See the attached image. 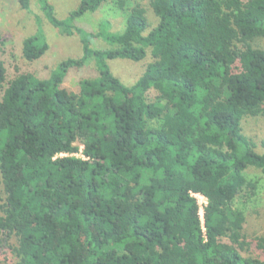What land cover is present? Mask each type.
Masks as SVG:
<instances>
[{
	"label": "trees",
	"instance_id": "16d2710c",
	"mask_svg": "<svg viewBox=\"0 0 264 264\" xmlns=\"http://www.w3.org/2000/svg\"><path fill=\"white\" fill-rule=\"evenodd\" d=\"M108 2L125 15L122 32L75 24ZM39 3L82 55L47 78L7 80L0 33V254L14 264H264L236 207L256 193L246 172L264 174L242 128L264 117V0H80L66 19ZM47 49L38 28L22 57ZM92 59L96 77L75 93L62 87ZM116 59L149 62L126 86L109 69ZM80 148L85 159L73 156ZM193 194L206 199L203 220ZM254 242L264 251V237Z\"/></svg>",
	"mask_w": 264,
	"mask_h": 264
},
{
	"label": "rangeland",
	"instance_id": "374dc122",
	"mask_svg": "<svg viewBox=\"0 0 264 264\" xmlns=\"http://www.w3.org/2000/svg\"><path fill=\"white\" fill-rule=\"evenodd\" d=\"M54 8L58 19H66L71 12L79 9L80 0H48ZM29 10H23L18 0H0V33L3 38V54L1 56L7 70V80H12L21 73H31L39 78H47L50 72L63 60L77 59L82 55V45L77 35L67 37L54 29L44 17L39 0H30ZM149 23L156 24L153 13L147 10ZM107 32L120 33L125 27V15L112 3L103 4L94 13H83L75 24L86 32L98 33L100 25ZM44 32L48 49L39 60L28 62L22 57V42L25 38L34 35L37 29ZM256 46L264 50V39L256 42ZM90 47L95 50H103L109 47L101 39L90 41ZM149 59L135 63L129 60L116 59L108 63L111 73L124 85L131 86L142 74ZM97 76L94 60L80 68H72L68 71L62 87L71 93L77 92L79 81ZM243 133L252 139L255 151L264 154V117H248L242 123ZM247 179L256 182L255 195L245 203L238 200L236 207H244L245 224L244 233L247 241L252 242L250 252L253 257L264 260V251L256 248L255 239L264 237V174L255 169L246 172ZM201 202V198H197ZM244 203V205H242ZM240 204V205H239ZM0 264H14L9 256L0 254Z\"/></svg>",
	"mask_w": 264,
	"mask_h": 264
},
{
	"label": "built area",
	"instance_id": "2783aa9c",
	"mask_svg": "<svg viewBox=\"0 0 264 264\" xmlns=\"http://www.w3.org/2000/svg\"><path fill=\"white\" fill-rule=\"evenodd\" d=\"M81 150L82 149L80 148L79 153L74 154L73 156H75L77 158L85 159L84 156L82 155ZM62 156H66V155H64V154H60L59 155V157H62ZM193 197L196 198V200H197L198 197L202 199L201 202L197 201V203H198V207H199V217H200L201 220H203V209H204V207L206 205V199L203 196L199 195V194H193Z\"/></svg>",
	"mask_w": 264,
	"mask_h": 264
}]
</instances>
